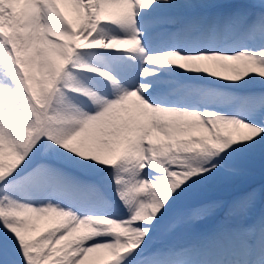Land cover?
<instances>
[{"label": "snow or ice", "instance_id": "6c2138e0", "mask_svg": "<svg viewBox=\"0 0 264 264\" xmlns=\"http://www.w3.org/2000/svg\"><path fill=\"white\" fill-rule=\"evenodd\" d=\"M0 264H264V0H0Z\"/></svg>", "mask_w": 264, "mask_h": 264}, {"label": "rangeland", "instance_id": "374dc122", "mask_svg": "<svg viewBox=\"0 0 264 264\" xmlns=\"http://www.w3.org/2000/svg\"><path fill=\"white\" fill-rule=\"evenodd\" d=\"M256 179H257V182H258V181H259V177L257 176V178H256Z\"/></svg>", "mask_w": 264, "mask_h": 264}]
</instances>
